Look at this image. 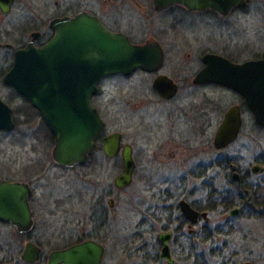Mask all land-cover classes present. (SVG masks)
Here are the masks:
<instances>
[{
	"label": "flooded vegetation",
	"instance_id": "1",
	"mask_svg": "<svg viewBox=\"0 0 264 264\" xmlns=\"http://www.w3.org/2000/svg\"><path fill=\"white\" fill-rule=\"evenodd\" d=\"M155 1L11 0L7 13L0 8V21L13 7L19 6L21 11L13 26V34L17 36L15 44L3 43L0 36V63L4 61L5 51L11 54V65L6 71L0 70V90L10 92L9 101L29 103L4 81L15 53L28 46L43 48L55 34L53 22L79 14L94 17L105 29L126 37L132 45H155L162 53V63L157 70L136 69L127 76H110L129 82L125 136L107 131L108 124L96 103L100 83L110 78L107 77L97 84V92L90 99L91 107L104 124L94 152L83 166L65 168L55 164L52 158L51 161L60 169L73 170L89 165L99 152L105 162L120 159L122 163L120 152L113 158L103 152V140L112 134L120 135V150L125 147L132 162L130 183L125 189L131 190L132 212L141 215L135 225L143 231V264H211L213 260L220 264H256L264 261V234L255 233H264V126L256 122L240 94L214 82L194 83L197 74L205 68L206 55L220 56L233 64L264 60V55H254L252 59L236 62L225 56L226 46L210 33L213 27H222L216 21L225 25V20L263 0H249L245 7L234 8L223 16L212 10L196 12L176 3L163 5ZM197 29H204L203 37H198ZM52 75L56 77L53 79L58 78L56 72ZM139 76L142 78L138 79ZM34 83L37 97L43 101L51 99L52 95L47 93L55 91L54 87L47 91L42 77ZM214 91L233 94L235 104L223 106L222 98L213 96ZM0 100L8 105L1 93ZM233 106L239 108L241 119L237 138L223 148H216L213 145L215 133ZM8 107L13 118L14 110ZM28 111L50 132L42 113L31 103ZM242 140H248L252 146L244 143L233 146ZM51 146L53 148V142ZM32 177L19 180L0 176V185L18 184L27 191L16 194L19 203L26 202L25 215L20 209L0 207V264H49L53 253L86 241L103 248L102 264H106L107 255L114 256L117 252L114 233L105 227L113 209L108 204L110 199L107 201L109 210L94 208V222L79 223L78 233L70 234L62 219L60 223H53L55 211L49 212L48 203L39 200L37 181ZM139 187L144 196H148L146 200L143 196L142 211L134 202ZM197 193L204 198L198 200ZM186 209L195 215L187 217ZM220 210L227 218L213 226L210 215ZM111 217L114 219L116 214L112 213ZM232 220L238 222L233 225ZM87 226H91L88 231ZM232 226L240 231V244L230 251L224 239L219 242L214 238V232L225 234ZM259 237L263 239L261 244ZM148 240H152L151 248Z\"/></svg>",
	"mask_w": 264,
	"mask_h": 264
},
{
	"label": "water",
	"instance_id": "2",
	"mask_svg": "<svg viewBox=\"0 0 264 264\" xmlns=\"http://www.w3.org/2000/svg\"><path fill=\"white\" fill-rule=\"evenodd\" d=\"M247 1L156 0L155 3H176L191 11L212 10L223 16L234 8L245 7ZM10 3L11 0H0L3 13L8 12ZM52 28L55 34L43 48L28 46L15 53L4 81L42 113L53 137V162L65 168L83 166L96 149L104 128L90 105L91 97L97 92V84L110 76H127L136 69L155 71L162 63V53L155 45H132L126 37L108 31L88 14L55 21ZM203 62L205 68L197 74L194 83L214 82L240 94L256 122L264 126V60L233 64L223 57L206 55ZM55 72L57 79H53L56 78L52 75ZM41 77L47 91L51 86L57 90V93L55 89L47 93L52 95L47 101L41 100L33 91L34 80ZM240 122L239 108H229L215 133L213 145L223 148L233 143ZM14 126L11 109L0 100V131L11 132ZM119 145V134L103 140L106 157L113 158L120 152L122 171L114 179V186L117 190H124L130 183L132 162L125 147L120 150ZM21 186L0 185L1 208L20 209L23 215L26 214V202L19 203L16 195L26 191ZM108 204L112 208L113 200L110 199ZM184 212L187 217L195 215L189 209ZM102 257L103 248L86 241L53 253L49 264H102Z\"/></svg>",
	"mask_w": 264,
	"mask_h": 264
},
{
	"label": "rangeland",
	"instance_id": "3",
	"mask_svg": "<svg viewBox=\"0 0 264 264\" xmlns=\"http://www.w3.org/2000/svg\"><path fill=\"white\" fill-rule=\"evenodd\" d=\"M19 11H21L19 6L13 7L10 14L0 21V36L3 43L15 44L17 41V36L13 34L15 31L13 26ZM224 22L225 25L216 21L222 27H213L210 33L221 41L222 45L226 46L225 56L236 62H241L254 58V55H264V0L251 4L245 12L236 13L234 17ZM196 32L199 34L198 37H203L205 34L204 29L202 31L197 29ZM214 48L219 49L220 47L214 45ZM3 60L0 63V70L6 71L11 65V54L5 51ZM137 78L141 79L142 76ZM128 83V80L124 78L105 79L100 83V93L96 99L108 124L107 131L120 132L123 136L126 132ZM0 93L5 102L14 110L13 119L15 121V127L11 132L0 134V176L23 180L35 174V177L32 178L37 181V197L42 203L44 201L48 203V207L51 208L49 212L55 211L53 223H60L62 219L67 224L66 227L70 234L78 233L77 224L94 222L92 219L94 208L102 207L109 210L107 201L112 199L113 209L110 210L108 225L106 224L105 227L114 233L115 251L117 252L113 253L114 256L107 255L106 264H143L141 236L143 231L135 225L141 215L132 212L131 190L118 191L112 183L122 170L121 160L105 162L103 155L98 152L94 155L97 167L96 164H93L94 161L83 168L73 170L56 167L50 157L52 142L49 141L46 130L41 127L39 120L29 115L25 102L21 100L9 101L8 94L10 95V92L6 89L0 90ZM213 96L222 98L223 106L230 107L236 102L231 93L214 91ZM187 104L189 103L187 102ZM240 143L252 146L248 140H242L233 146H240ZM93 165L96 167L95 170ZM137 191L139 192L134 197V202L138 210L142 211L145 193L140 191V187L137 188ZM197 197L198 200H201L204 195L197 193ZM64 199L65 201H63ZM146 199L148 196L145 197ZM112 213L116 214L114 219L111 217ZM221 213L220 210V212H212L210 215L213 226L221 224L223 219L227 218L226 214L222 215ZM101 221L103 222V219ZM232 222L234 225L238 221L232 220ZM90 227L87 226L86 231ZM229 231L230 235L223 236ZM227 232L225 234L214 232L216 233L214 238L219 239V242L224 239L230 251L237 249V245L240 244V231L232 226ZM255 233L264 234L257 231ZM254 237L256 236L254 235ZM259 241L261 244L263 239L259 237ZM148 243L151 248L152 240H148ZM211 264L220 263L213 260ZM256 264H264V261Z\"/></svg>",
	"mask_w": 264,
	"mask_h": 264
},
{
	"label": "trees",
	"instance_id": "4",
	"mask_svg": "<svg viewBox=\"0 0 264 264\" xmlns=\"http://www.w3.org/2000/svg\"><path fill=\"white\" fill-rule=\"evenodd\" d=\"M25 106H26V109L29 110V103L25 102ZM46 134H47V136H48L49 141H50V142H53V138H52L50 132H49L47 129H46Z\"/></svg>",
	"mask_w": 264,
	"mask_h": 264
}]
</instances>
